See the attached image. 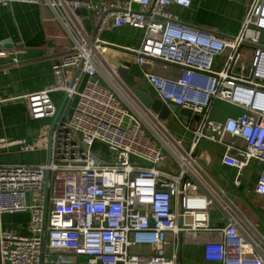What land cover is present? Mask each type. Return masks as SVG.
I'll use <instances>...</instances> for the list:
<instances>
[{
    "label": "built area",
    "instance_id": "1",
    "mask_svg": "<svg viewBox=\"0 0 264 264\" xmlns=\"http://www.w3.org/2000/svg\"><path fill=\"white\" fill-rule=\"evenodd\" d=\"M15 1H44L60 16L63 11L85 9L96 17L97 30L130 27L143 36L137 49L98 38L77 40L51 66L53 86L13 98L26 103L30 118L53 123L47 162L0 165V214H29L28 235L0 230V264H178L181 239L200 234L214 236L202 246L206 262L264 264L263 247L248 233L233 205L204 186L194 158L202 140L222 146L221 162L236 170L231 184L239 197L251 205L245 176L253 173L252 166L258 169L253 173V193L264 197V45L260 43L264 0H253L232 37L185 25L169 13L170 6L186 9L192 0H0V4ZM245 45L253 48L249 56ZM111 47L132 54L140 68L157 62L163 69L179 70L175 80L145 72L143 76L164 105L189 112L191 119L198 116L194 127L193 119L182 123L191 136L188 144L172 138L148 110L126 106L128 98L110 80L117 74L106 63ZM5 54L0 50V56ZM53 92L62 95L60 111L51 101ZM214 101L229 103L241 113L215 121L210 116ZM237 140L244 145L238 146ZM95 141L112 153L111 163L92 154ZM213 205L224 212V227L208 225L207 212Z\"/></svg>",
    "mask_w": 264,
    "mask_h": 264
},
{
    "label": "crops",
    "instance_id": "2",
    "mask_svg": "<svg viewBox=\"0 0 264 264\" xmlns=\"http://www.w3.org/2000/svg\"><path fill=\"white\" fill-rule=\"evenodd\" d=\"M41 2L15 1L6 6L0 4V42H2L0 50L6 53L4 56H0V165H39L47 162L48 134L53 120L30 118L26 103L13 98L53 86L55 79L51 72V66L61 56L70 52L77 40H83L86 43L98 38L108 44L130 49H137L142 40V31L130 27L117 29L104 27L94 33L97 21L92 14L88 15L92 25L91 29L86 31L81 24V18L74 11H63L60 16L44 1ZM252 2L253 0H192L189 8L173 5L169 7L168 11L185 25L220 36L232 37L239 32L246 9ZM133 9L137 10L138 6L133 5ZM260 43L264 45V31L260 34ZM118 47L109 49L110 56L106 63L109 61L118 63L121 68L125 69V78L115 74L110 80L128 98L129 103L126 106L130 107L129 104H131L140 112L144 111L142 109H145V112L149 111L142 102L156 98V93L147 83L143 72L172 80L177 79L180 72L174 68L163 69L157 62L144 64L140 68L132 54ZM252 50V46L244 47L248 56ZM14 59H16V63L13 62ZM219 68L220 63H217L216 69ZM96 79L107 87L98 77ZM50 98L56 108H60L63 102L62 95L53 92L50 94ZM240 113L239 108L229 103L214 101L210 116L213 120L222 122L228 117L235 118ZM194 117L192 120L191 116L172 112L167 124L163 125L159 121L162 129L168 134L165 126L173 122L180 130L182 129L184 134H189L183 130L182 123L191 119L192 127H194L198 121ZM142 128L161 151H164L163 154L167 156V162L174 165L169 154L159 145L153 134L145 126L142 125ZM169 135L179 140L171 134ZM202 141L206 142L205 149L200 153V142L197 152L194 154V158L197 154L198 160L202 163L197 165L195 161L197 174L212 195L216 198L221 197L225 202L227 200L233 205L249 227L248 233L264 249V197L253 193L255 179L253 173L258 169L252 166L253 173L249 176V172H247L245 176L248 181L245 188L252 197L251 205H247L231 184L236 176V170L221 162L224 148L207 140ZM227 141L231 140L227 139ZM184 142L187 143V141ZM236 142L240 147L244 145L241 140ZM141 164L145 165L143 162ZM27 199L30 201L28 196ZM207 215V223L211 227L221 228L227 224L224 212L216 205L209 208ZM28 222L29 214L27 212L0 214V230L11 231L16 235H28ZM213 237L211 234H200L189 241L194 246L185 250L184 253L194 258L190 264H218L206 262L203 259L202 246ZM169 238L170 251L172 238L170 236ZM182 241L183 238L181 239L178 264H184ZM138 251L147 252L148 249L138 248ZM82 260L79 259L81 262Z\"/></svg>",
    "mask_w": 264,
    "mask_h": 264
},
{
    "label": "rangeland",
    "instance_id": "3",
    "mask_svg": "<svg viewBox=\"0 0 264 264\" xmlns=\"http://www.w3.org/2000/svg\"><path fill=\"white\" fill-rule=\"evenodd\" d=\"M165 129L169 132V134H171L173 137L178 138V139H183L184 141H189L190 136L189 134H184V132L182 131V129L180 130L176 124L170 123L169 125L165 126ZM206 142L201 141L200 143V153L205 149ZM91 152L92 154L99 159L100 161L104 162V163H111L113 158H112V153L109 151V149L106 147V145L95 141L93 143V145L91 146ZM164 153V151H163ZM169 158V157H168ZM132 161H134L133 158H131ZM195 161L197 163V165H200L202 163H200V161L198 160V155L196 154L195 156ZM169 237H167V240L169 241ZM192 239H194V236H189V237H183V241H182V259L184 264H190L193 262L194 258L189 257L188 255H186L184 252L185 250L189 249L191 246H194L192 242ZM169 245V243H168ZM165 247L166 253H169V246ZM136 251H138V249H136ZM184 253V254H183Z\"/></svg>",
    "mask_w": 264,
    "mask_h": 264
},
{
    "label": "water",
    "instance_id": "4",
    "mask_svg": "<svg viewBox=\"0 0 264 264\" xmlns=\"http://www.w3.org/2000/svg\"><path fill=\"white\" fill-rule=\"evenodd\" d=\"M74 13L81 18V24L83 25L84 29L86 31H89L91 29V21L88 19L89 12L85 9H79L74 11ZM74 14V15H75ZM97 31V28H94V33ZM109 65L113 67L115 72L122 76V78H125V69L121 68V66L116 62L109 61ZM143 105L149 109V112L157 117L163 125L167 124L169 117L171 113H180L183 116H191V114L184 110H178L177 107L173 105H169L168 107L164 105L159 99L154 98L150 101L142 102ZM62 105L59 108V111L61 110ZM196 120H198V117H194Z\"/></svg>",
    "mask_w": 264,
    "mask_h": 264
},
{
    "label": "trees",
    "instance_id": "5",
    "mask_svg": "<svg viewBox=\"0 0 264 264\" xmlns=\"http://www.w3.org/2000/svg\"><path fill=\"white\" fill-rule=\"evenodd\" d=\"M246 47H248L249 45H245Z\"/></svg>",
    "mask_w": 264,
    "mask_h": 264
}]
</instances>
